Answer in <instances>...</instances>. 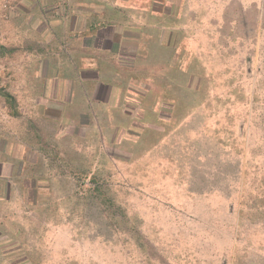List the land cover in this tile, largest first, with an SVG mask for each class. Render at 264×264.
Listing matches in <instances>:
<instances>
[{
	"label": "crops",
	"instance_id": "0c3cea01",
	"mask_svg": "<svg viewBox=\"0 0 264 264\" xmlns=\"http://www.w3.org/2000/svg\"><path fill=\"white\" fill-rule=\"evenodd\" d=\"M198 26L183 0H0V264H81L103 234L91 192L119 188L144 127L178 122L134 119L142 62L177 65Z\"/></svg>",
	"mask_w": 264,
	"mask_h": 264
},
{
	"label": "rangeland",
	"instance_id": "374dc122",
	"mask_svg": "<svg viewBox=\"0 0 264 264\" xmlns=\"http://www.w3.org/2000/svg\"><path fill=\"white\" fill-rule=\"evenodd\" d=\"M183 5L194 48L177 65L154 49L134 103V119L178 122L144 127L119 188L91 192L103 234L81 264H264V0Z\"/></svg>",
	"mask_w": 264,
	"mask_h": 264
}]
</instances>
